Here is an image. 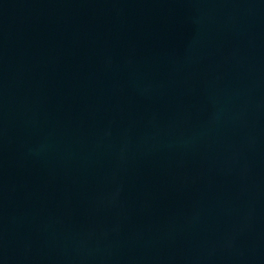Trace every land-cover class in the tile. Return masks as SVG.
Returning <instances> with one entry per match:
<instances>
[{"label":"water","instance_id":"water-1","mask_svg":"<svg viewBox=\"0 0 264 264\" xmlns=\"http://www.w3.org/2000/svg\"><path fill=\"white\" fill-rule=\"evenodd\" d=\"M0 264H264V0H0Z\"/></svg>","mask_w":264,"mask_h":264}]
</instances>
